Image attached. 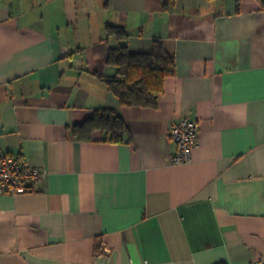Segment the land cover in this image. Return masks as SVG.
Here are the masks:
<instances>
[{
  "label": "crops",
  "instance_id": "1",
  "mask_svg": "<svg viewBox=\"0 0 264 264\" xmlns=\"http://www.w3.org/2000/svg\"><path fill=\"white\" fill-rule=\"evenodd\" d=\"M108 25L175 57L158 106L110 90ZM98 109L128 139L75 130ZM180 117L200 131L177 164ZM2 153L43 176L0 195V264H264V0H0Z\"/></svg>",
  "mask_w": 264,
  "mask_h": 264
},
{
  "label": "trees",
  "instance_id": "2",
  "mask_svg": "<svg viewBox=\"0 0 264 264\" xmlns=\"http://www.w3.org/2000/svg\"><path fill=\"white\" fill-rule=\"evenodd\" d=\"M107 28L108 33L121 42L108 52L107 63L118 68L117 75L107 80L110 90L125 106H158L166 78L177 74L175 57L161 39L155 40L151 52H132L125 27L108 25ZM82 128L99 129L112 142H123L129 135L124 119L113 109L96 110L92 118L75 130Z\"/></svg>",
  "mask_w": 264,
  "mask_h": 264
},
{
  "label": "built area",
  "instance_id": "3",
  "mask_svg": "<svg viewBox=\"0 0 264 264\" xmlns=\"http://www.w3.org/2000/svg\"><path fill=\"white\" fill-rule=\"evenodd\" d=\"M199 131V121L188 117L172 120L169 135L177 145L172 162L182 164L191 161L192 152L198 145ZM42 176L43 171L22 156L0 154V195L34 191Z\"/></svg>",
  "mask_w": 264,
  "mask_h": 264
}]
</instances>
